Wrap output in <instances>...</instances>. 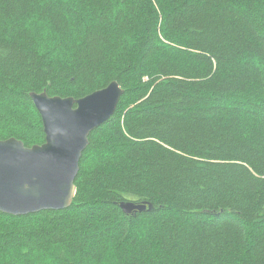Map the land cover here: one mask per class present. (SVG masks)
I'll return each instance as SVG.
<instances>
[{
	"label": "trees",
	"instance_id": "16d2710c",
	"mask_svg": "<svg viewBox=\"0 0 264 264\" xmlns=\"http://www.w3.org/2000/svg\"><path fill=\"white\" fill-rule=\"evenodd\" d=\"M112 82L73 204L0 212V264H264V0H0L1 141Z\"/></svg>",
	"mask_w": 264,
	"mask_h": 264
},
{
	"label": "water",
	"instance_id": "95a60500",
	"mask_svg": "<svg viewBox=\"0 0 264 264\" xmlns=\"http://www.w3.org/2000/svg\"><path fill=\"white\" fill-rule=\"evenodd\" d=\"M123 94L112 82L79 100L34 96L45 142L29 148L14 138L0 140V212L20 217L70 208L89 136L115 114Z\"/></svg>",
	"mask_w": 264,
	"mask_h": 264
},
{
	"label": "bare ground",
	"instance_id": "6f19581e",
	"mask_svg": "<svg viewBox=\"0 0 264 264\" xmlns=\"http://www.w3.org/2000/svg\"><path fill=\"white\" fill-rule=\"evenodd\" d=\"M42 94H46L47 95V97L48 98H50V99H52V98H57V97H50L46 92H43V93H41V94H37V93H31L30 94V97H31V99L33 100V97L34 96H40V95H42ZM33 102H34V100H33ZM34 104H35V102H34ZM36 106V105H35ZM38 110V109H37ZM41 115V114H40ZM110 120V119H109ZM108 120V121H109ZM107 121V122H108ZM103 125V124H102ZM101 125V126H102ZM99 128V127H98ZM98 128H96V129H98ZM95 129V130H96ZM94 130V131H95ZM93 132V131H92ZM90 137V136H89ZM11 139V138H10ZM15 139V138H14ZM89 146V145H88ZM87 149V148H86ZM85 152V151H84ZM83 152V153H84ZM79 171H80V165H79ZM79 174V173H78ZM77 178V177H76ZM75 181H76V179H75ZM75 184V183H74ZM76 186V185H75ZM76 192H77V188H76ZM76 196V195H75ZM126 202V201H125ZM73 204V203H72ZM138 207H140L142 210H139V208ZM148 207H150V205L148 204V203H135L134 201H129V202H127V203H124V204H122L121 205V209L125 212V214L126 215H132L134 212H143V211H146L147 209H148ZM47 211H52V210H46V212ZM41 212H45V211H41ZM38 213H40V212H38ZM37 214V213H36ZM13 216V215H12ZM15 217V216H14Z\"/></svg>",
	"mask_w": 264,
	"mask_h": 264
}]
</instances>
